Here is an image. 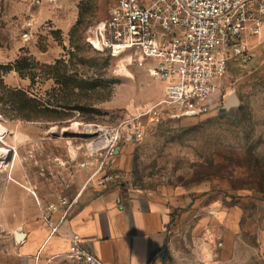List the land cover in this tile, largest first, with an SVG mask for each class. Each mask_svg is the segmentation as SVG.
I'll return each mask as SVG.
<instances>
[{"label":"rangeland","instance_id":"1","mask_svg":"<svg viewBox=\"0 0 264 264\" xmlns=\"http://www.w3.org/2000/svg\"><path fill=\"white\" fill-rule=\"evenodd\" d=\"M109 13L110 0H0V195L17 165L60 210L113 190L151 197L170 206L154 264H264V30L247 65L229 63L219 110L166 111L115 153V132L165 88L140 56L100 48Z\"/></svg>","mask_w":264,"mask_h":264},{"label":"built area","instance_id":"2","mask_svg":"<svg viewBox=\"0 0 264 264\" xmlns=\"http://www.w3.org/2000/svg\"><path fill=\"white\" fill-rule=\"evenodd\" d=\"M263 27L264 0H110L109 18L99 30L100 48L113 55L140 56L165 88L162 101L115 132L114 152L123 138L143 142L149 133L143 122L160 123L166 111L174 118H198L219 110L221 80L229 63H249L248 41L259 37ZM68 256L75 264H106L85 249L78 234L70 237Z\"/></svg>","mask_w":264,"mask_h":264},{"label":"crops","instance_id":"3","mask_svg":"<svg viewBox=\"0 0 264 264\" xmlns=\"http://www.w3.org/2000/svg\"><path fill=\"white\" fill-rule=\"evenodd\" d=\"M257 38L249 39V47ZM15 167L0 195V264H75L68 256L74 234L106 264H150L165 245L168 204L113 190L64 218L65 210L50 212L40 192L15 179ZM17 234L24 236L21 241Z\"/></svg>","mask_w":264,"mask_h":264},{"label":"water","instance_id":"4","mask_svg":"<svg viewBox=\"0 0 264 264\" xmlns=\"http://www.w3.org/2000/svg\"><path fill=\"white\" fill-rule=\"evenodd\" d=\"M238 105V101L236 99L235 96H231V98L229 99V102H228V108L230 106H237ZM23 235L22 234H17V240L18 241H21L23 239Z\"/></svg>","mask_w":264,"mask_h":264},{"label":"bare ground","instance_id":"5","mask_svg":"<svg viewBox=\"0 0 264 264\" xmlns=\"http://www.w3.org/2000/svg\"><path fill=\"white\" fill-rule=\"evenodd\" d=\"M52 133H54V132H52ZM15 155H16V158L19 157V153H18L17 151H16ZM4 158H5V156L3 157V154H0V161L3 160ZM16 162H17V161H16ZM15 164H17V163H15ZM32 191L34 192L33 189H32Z\"/></svg>","mask_w":264,"mask_h":264}]
</instances>
